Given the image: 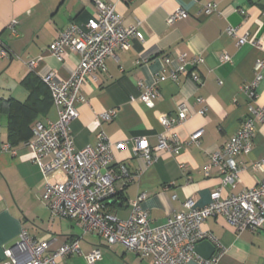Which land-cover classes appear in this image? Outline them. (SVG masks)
<instances>
[{
	"label": "crops",
	"instance_id": "crops-1",
	"mask_svg": "<svg viewBox=\"0 0 264 264\" xmlns=\"http://www.w3.org/2000/svg\"><path fill=\"white\" fill-rule=\"evenodd\" d=\"M99 1L114 6L124 26L136 27L143 41L132 39L128 50H117L105 61V71L86 79L70 134L76 150L95 147L99 133L114 144L145 138L153 146L163 132L161 119L175 117L178 106L186 105L187 118L174 128L182 143L178 155L162 152L148 166L135 156L132 144L113 152L114 162L124 164L132 180L127 185L115 183L117 195L103 211L126 220L131 214L130 202L144 194L141 206L148 212L150 225L161 226L172 215L185 211L187 200L197 208L205 206L210 193L220 185L218 167L208 172L205 167L210 155L220 151L236 133L246 113L247 99L241 90L253 79L255 61L264 59V0ZM208 3L216 5L209 16L203 13ZM179 9L186 12V17L168 24V17ZM95 11L96 0H0V48L8 54L0 59V263L4 251L14 247L22 230L35 239L48 240L47 253L82 235L74 220L52 217L38 197L46 182L62 181L63 175L54 173L44 179L24 144L11 146L14 153L2 150L9 143L8 119L3 111L6 105L1 100L25 102L29 96L24 85L27 76L39 80L53 73L56 82L67 81L79 64L78 55L66 50L59 60L47 49L70 25L83 27ZM228 27L235 29L236 38L226 34ZM244 36L246 43L238 46L237 39ZM181 54L186 57L187 71L198 75L201 84L184 75L175 82L160 83L154 107L146 108L137 100V82L152 85L161 73L168 75L178 66ZM223 55L230 58L229 62L220 61ZM197 59L202 62L193 64ZM30 62L33 68L28 66ZM255 103L264 110V71L256 87ZM203 108L205 113L201 115ZM110 109L116 110L112 121L97 119ZM56 119L51 105L32 119V129L36 123ZM197 131H202V136L193 143L190 136ZM263 159L264 120L258 123L251 152L236 158L242 170L235 187H228L222 195L237 194L263 182L264 164L253 167ZM202 229L220 244V253L215 248L214 255L219 254L216 264H264V228L237 232L224 217L212 216L206 218ZM79 249V253L55 264H87L84 257L94 249L102 254L97 264H151L120 245L105 244L93 233L83 235Z\"/></svg>",
	"mask_w": 264,
	"mask_h": 264
},
{
	"label": "built area",
	"instance_id": "built-area-1",
	"mask_svg": "<svg viewBox=\"0 0 264 264\" xmlns=\"http://www.w3.org/2000/svg\"><path fill=\"white\" fill-rule=\"evenodd\" d=\"M215 9L214 3H208L203 13L209 16ZM185 17L186 12L179 9L168 17L167 22L172 24ZM11 33L16 35L13 27ZM226 34L236 38L235 29L231 27L226 29ZM132 39L143 41V35L136 27L124 26L114 6L96 0V11L83 27L70 25L48 47L47 51L59 60L63 59L66 50L76 53L79 64L67 81L56 82L53 73L41 77L49 91L57 119L54 122L36 123L32 138L24 146L31 151L33 162L44 179L54 173L63 175L62 181L46 182L38 197L52 217L60 215L74 220L82 235L64 243L56 251L47 253L48 240L35 239L22 230L14 247L4 251V260L0 264H55L58 260L79 253V242L88 233L97 235L107 245H120L141 258H147L151 264H187L190 261L216 264L219 254L206 261L195 253V246L203 241L210 242L220 253L219 242L202 229L206 218L222 216L237 232H255L264 228V181L237 194L227 192V195H222L228 187H235L237 176L242 170L236 158L245 157L251 152L258 123L264 120L263 108L255 103L256 87L264 71V59L255 61L253 79L241 90L247 99V107L239 129L220 151L210 155L209 164L205 167V172L218 167L222 176L220 185L210 193V200L205 206L197 208L193 201L187 200L183 204L185 211L172 215L157 227L150 225L148 212L141 206L144 194L130 202L131 214L126 220L103 211L106 203L117 195L115 183L127 185L132 180L127 167L114 162L113 152L124 150L128 144H132L135 156L148 166L162 152L178 155L182 143L175 135L174 128L181 125L188 114L186 105L182 103L175 117H163V132L157 136L153 146L145 138L114 144L103 133H99L96 135L95 147L74 148L69 126L78 116L82 85L89 76L105 71V61L113 57L115 51L128 50ZM245 43V36L237 39L238 46ZM7 56L6 50L0 48V59ZM185 59V55H179L178 66L168 75L161 73L155 77L152 85L138 81L140 95L137 100L152 109L158 96L157 86L167 80L175 82L181 75L191 76L192 82L200 85L198 75L187 71ZM229 60L226 55L220 57L221 62ZM201 62V59H197L193 64ZM165 63L169 64L170 60L165 59ZM28 66L33 68L34 63L30 62ZM198 102L203 101L199 99ZM204 113V108L199 111L201 115ZM115 116L116 110L110 109L97 115V119L110 122ZM201 136L202 131H197L190 136V141L197 143ZM2 150L14 153L7 144L2 146ZM45 158H48L47 162L43 161ZM262 164L264 159L253 167L258 169ZM84 259L87 264H97L102 254L99 249H94Z\"/></svg>",
	"mask_w": 264,
	"mask_h": 264
},
{
	"label": "trees",
	"instance_id": "trees-1",
	"mask_svg": "<svg viewBox=\"0 0 264 264\" xmlns=\"http://www.w3.org/2000/svg\"><path fill=\"white\" fill-rule=\"evenodd\" d=\"M24 85L29 89V96L25 102L20 103L14 99L1 100L2 104L6 105L3 111L8 119L7 141L12 147L25 144L32 138V119L44 114L52 105L49 91L41 78L38 80L33 76H27Z\"/></svg>",
	"mask_w": 264,
	"mask_h": 264
},
{
	"label": "water",
	"instance_id": "water-1",
	"mask_svg": "<svg viewBox=\"0 0 264 264\" xmlns=\"http://www.w3.org/2000/svg\"><path fill=\"white\" fill-rule=\"evenodd\" d=\"M195 253L204 260H210L215 253V247L208 241H203L195 246Z\"/></svg>",
	"mask_w": 264,
	"mask_h": 264
}]
</instances>
